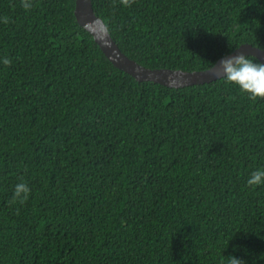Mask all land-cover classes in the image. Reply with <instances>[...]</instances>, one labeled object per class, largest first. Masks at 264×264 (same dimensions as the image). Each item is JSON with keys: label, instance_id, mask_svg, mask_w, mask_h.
Listing matches in <instances>:
<instances>
[{"label": "trees", "instance_id": "16d2710c", "mask_svg": "<svg viewBox=\"0 0 264 264\" xmlns=\"http://www.w3.org/2000/svg\"><path fill=\"white\" fill-rule=\"evenodd\" d=\"M76 1L0 0V264H264V185L247 184L264 168V99L224 79L139 83L78 24ZM93 7L147 69L264 50V0Z\"/></svg>", "mask_w": 264, "mask_h": 264}, {"label": "water", "instance_id": "95a60500", "mask_svg": "<svg viewBox=\"0 0 264 264\" xmlns=\"http://www.w3.org/2000/svg\"><path fill=\"white\" fill-rule=\"evenodd\" d=\"M75 16L78 24L93 36L108 60L139 83L152 82L168 88L180 89L222 79V75L219 74L221 59L211 69L202 72L151 70L131 60L120 50L104 21L96 15L93 0H77ZM238 49L232 55H253L259 62L264 63V50L248 44L242 45Z\"/></svg>", "mask_w": 264, "mask_h": 264}, {"label": "clouds", "instance_id": "9594fccd", "mask_svg": "<svg viewBox=\"0 0 264 264\" xmlns=\"http://www.w3.org/2000/svg\"><path fill=\"white\" fill-rule=\"evenodd\" d=\"M130 2L131 0H121L124 6H130ZM22 6L26 10L31 9L33 2L32 0H22ZM3 22L7 23L8 18L5 17ZM233 52L226 54L219 61V74L222 75V79L247 94L250 99H264V63L259 62L253 55H232ZM0 63L9 65L11 61L4 57L0 58ZM247 184L257 187L264 185V168L253 171L247 179ZM30 193L31 189L26 182H19L14 186V199L20 202L28 200ZM226 264H246V262L231 256L226 257Z\"/></svg>", "mask_w": 264, "mask_h": 264}]
</instances>
